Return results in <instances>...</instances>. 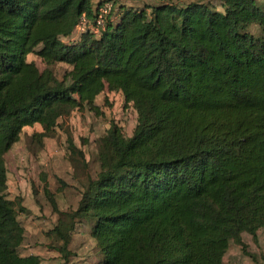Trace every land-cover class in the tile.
<instances>
[{"label":"trees","instance_id":"16d2710c","mask_svg":"<svg viewBox=\"0 0 264 264\" xmlns=\"http://www.w3.org/2000/svg\"><path fill=\"white\" fill-rule=\"evenodd\" d=\"M155 1L121 6L95 37L74 32L92 0H0V264H43L19 252L4 155L24 127L45 137L75 108L98 113L104 90L137 120L129 137L109 126L71 215L92 221L102 264H222L231 241L264 228V9ZM29 54L70 70L59 80ZM72 228L53 227L61 250Z\"/></svg>","mask_w":264,"mask_h":264},{"label":"rangeland","instance_id":"374dc122","mask_svg":"<svg viewBox=\"0 0 264 264\" xmlns=\"http://www.w3.org/2000/svg\"><path fill=\"white\" fill-rule=\"evenodd\" d=\"M110 1L115 7L113 20L121 6L141 9L156 3L153 0ZM191 1L222 11L220 0H186L184 3ZM256 1L264 9V0ZM248 31L255 36L261 34L256 26ZM27 61L34 62L39 71L48 68L59 80L70 70V66L63 63L47 66L35 54H29ZM94 105L99 108L98 113L86 106L75 108L60 117L45 137L35 135L42 132L38 124L24 127L19 140L4 155L6 196L24 230L19 252L39 255L43 264H102L103 261L96 242L90 237L92 221L71 215L88 180L98 172L97 150L107 129L115 123L122 135L129 137L137 114L120 92L104 90L95 98ZM57 224H73L66 250H61L59 240L52 234ZM222 264H264V228L255 236L242 233L239 243L231 241Z\"/></svg>","mask_w":264,"mask_h":264},{"label":"built area","instance_id":"2783aa9c","mask_svg":"<svg viewBox=\"0 0 264 264\" xmlns=\"http://www.w3.org/2000/svg\"><path fill=\"white\" fill-rule=\"evenodd\" d=\"M155 1V0H153ZM115 7L110 0H103L95 5L92 17L81 15L75 25L74 32L78 34L90 33L95 37H99L105 30L109 20H112Z\"/></svg>","mask_w":264,"mask_h":264},{"label":"crops","instance_id":"0c3cea01","mask_svg":"<svg viewBox=\"0 0 264 264\" xmlns=\"http://www.w3.org/2000/svg\"><path fill=\"white\" fill-rule=\"evenodd\" d=\"M99 2V0H92V3H93V5L95 4H97ZM73 237H75V235H73ZM30 254H32V253H30ZM30 254H27V255H30ZM36 255V254H35Z\"/></svg>","mask_w":264,"mask_h":264}]
</instances>
